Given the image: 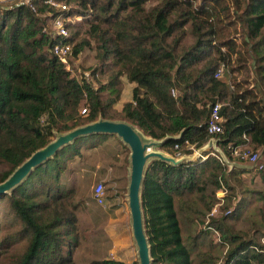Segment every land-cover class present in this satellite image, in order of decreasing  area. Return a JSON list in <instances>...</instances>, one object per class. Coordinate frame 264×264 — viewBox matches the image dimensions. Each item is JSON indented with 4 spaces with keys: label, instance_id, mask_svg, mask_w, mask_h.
I'll return each mask as SVG.
<instances>
[{
    "label": "trees",
    "instance_id": "trees-1",
    "mask_svg": "<svg viewBox=\"0 0 264 264\" xmlns=\"http://www.w3.org/2000/svg\"><path fill=\"white\" fill-rule=\"evenodd\" d=\"M56 1L68 5L65 16L79 18L78 24H66L71 56L95 50L92 75L105 80L95 87L72 76L52 53L58 38L45 25L57 9L43 1L34 2L35 10L17 2L0 5V182L56 133L100 116L111 120L123 77L135 86L122 119L147 138L164 139L163 152L190 156L193 149L185 144L198 149L213 137L225 156H232L233 147L249 146L264 158V0H231L229 24L238 21L239 44L220 38L226 0ZM221 65L218 79L214 74ZM238 73L249 87L231 82ZM216 102L222 105L223 131L209 135L206 121ZM107 136H85L64 146L0 195V264H76V190L63 184L61 175L81 147H95ZM234 177L226 161L214 156L177 165L149 162L141 203L151 264H264V192L249 191L261 201L254 211L240 196L228 212L236 198ZM223 186L225 214L209 222L220 233L217 242L202 224ZM242 217L251 220L248 232L234 229ZM86 264L128 263L90 259Z\"/></svg>",
    "mask_w": 264,
    "mask_h": 264
},
{
    "label": "rangeland",
    "instance_id": "rangeland-1",
    "mask_svg": "<svg viewBox=\"0 0 264 264\" xmlns=\"http://www.w3.org/2000/svg\"><path fill=\"white\" fill-rule=\"evenodd\" d=\"M2 3V5H8L12 2L4 1ZM150 5L149 3L147 6L149 7ZM223 5L222 7L224 8L228 5V10H225V12L223 10V12H221L223 21L220 23L222 25L220 38L237 39L236 43L239 44L241 42V36H239L241 32L240 25L238 21L229 24V22L233 21L232 17L234 16L232 2L231 0H226ZM226 12H228L227 15ZM75 20L77 21V19H73L71 22ZM48 23L49 21L46 22L45 26L50 30V23ZM97 63L95 50L85 48L77 57H72L70 55L64 65L72 76L78 79H86L93 86L97 87L98 82H103L105 80L104 77L92 75V70ZM243 76L242 73L234 74L232 78L235 80L232 79L231 82L240 81L243 87H249V83H245L242 80ZM122 82L123 96L128 95L129 84L127 79L123 77ZM119 99L110 108L109 113L112 117L111 120H123L122 107L127 101L123 103V101ZM84 106L87 107L83 102L80 110ZM54 138L55 136L52 139ZM83 141L86 140L83 139ZM249 148L253 150L252 147ZM80 151L81 153L79 155H74L67 161V168L61 175L62 183L69 187H74L76 190L74 203L76 205L75 212L78 220L79 244L74 253L75 262L76 264H86L90 259L118 260L112 248L113 239L110 238L108 231L110 227V230L112 228L113 230L116 229L117 235L119 234L122 236V234H124L121 229L116 227L117 222L115 226V221L111 218H120V221L122 220V222H124L125 228L130 231L127 207L129 149L117 136L108 135L106 138L100 139L95 147L90 149L81 147ZM213 151L218 153L221 159L226 161L228 169H233L236 173V177L234 178H236L237 181L234 178L231 180V184L237 188L236 198L233 200L232 207L230 208L233 209L236 201L240 199V196H244L249 201L248 208L254 211L252 206L254 204H260L261 201H259L258 196L250 194L249 191L256 190L264 192V158L260 156V150H256L259 159L255 163L242 161L235 154L232 156H225L220 148L216 150L217 152L215 150ZM259 166L263 167L259 168ZM259 170H262L263 174H261ZM99 183L103 184L105 203L107 205L110 204L111 210L107 208L108 206H105L106 204L100 205L92 198V190ZM223 190L219 189L216 191L215 195L217 202L212 210L206 214L204 224H202V228L210 229L209 231H211L214 241L217 242H221L220 233L214 231L212 227L209 226V222L211 219L220 218L222 214H225L223 212L224 201L222 199L227 192L225 186H223ZM115 212H117L118 215L115 214ZM250 218L254 219V216ZM250 221L251 220L242 217L240 220L233 222L234 229L240 232H248V229L252 227ZM127 238L130 239L127 245L131 247L132 254L130 264H138L131 231L130 234H127ZM260 242L264 244V237L260 238ZM225 251L226 247L222 254L218 256V262L222 260L221 257Z\"/></svg>",
    "mask_w": 264,
    "mask_h": 264
},
{
    "label": "water",
    "instance_id": "water-1",
    "mask_svg": "<svg viewBox=\"0 0 264 264\" xmlns=\"http://www.w3.org/2000/svg\"><path fill=\"white\" fill-rule=\"evenodd\" d=\"M94 134L117 136L129 149L127 207L130 231L138 264H151L152 257L144 228V215L141 203V187L147 165L153 159L177 165L183 161H193L197 158V155L175 158L159 149L164 139L154 140L147 138L127 121L103 119L100 116L93 122L75 127L64 133H56L54 139L34 151L4 181L0 182V195L10 193L35 167L51 158L64 146L81 137ZM212 143H214V139L211 138L208 146L210 147ZM199 151L204 152L205 148Z\"/></svg>",
    "mask_w": 264,
    "mask_h": 264
},
{
    "label": "built area",
    "instance_id": "built-area-1",
    "mask_svg": "<svg viewBox=\"0 0 264 264\" xmlns=\"http://www.w3.org/2000/svg\"><path fill=\"white\" fill-rule=\"evenodd\" d=\"M4 1L26 4L33 10L36 9L35 4H34L35 1H43V3L58 10V14L54 15L49 20L50 24L49 23L48 24L51 27V29L49 30L48 28H46V30L51 36L58 38V41L52 46V53L57 58H59L61 62L65 64L67 61V58L71 55V51H72V43L71 41H69L70 33H69V30L66 24L71 22L73 19H79L78 17L73 18L69 15L65 16L63 14V12L69 10L68 5H66L65 3L58 2L56 0H0V5H2L3 4L2 2ZM223 72H224V65H221L217 68L214 76L218 79L222 78ZM171 93L172 95H175L176 91L173 89L171 90ZM221 106L222 105L220 102H216L210 108L209 115L206 121V129L209 135H215L223 131V127H222L223 118L220 114ZM80 112L82 115H85L88 112L87 107L84 106L80 110ZM209 141L206 142L202 147L198 149L194 148V146L189 145V144H185V146L187 149H193V153L190 156L196 154L197 155L196 159L200 158L201 160H205L209 156H214L220 159L221 158L220 155L213 151V150L216 151L217 149H219L217 146V141L214 139L215 143H212L210 147L208 146ZM175 148H178V146L176 145ZM203 148H205V151L200 152L199 150ZM234 154L242 161H250V162L255 163L259 159V155L257 151L252 150L248 146L233 147L232 155ZM182 156H186V155H183L180 152H177L175 155V158H180ZM262 167L263 166H259V168H262ZM92 198L100 205L106 204L102 183L97 184L93 188ZM232 210L233 209L230 208L228 212H231Z\"/></svg>",
    "mask_w": 264,
    "mask_h": 264
},
{
    "label": "crops",
    "instance_id": "crops-1",
    "mask_svg": "<svg viewBox=\"0 0 264 264\" xmlns=\"http://www.w3.org/2000/svg\"><path fill=\"white\" fill-rule=\"evenodd\" d=\"M128 82V86H129V94L128 95H124L123 96V90H122V92H121V95H120V99L119 100H121V101H123V103L125 102V101H131V99H132V89H133V87L135 86V83L134 82H129V81H127ZM162 151V150H161ZM105 206H108L107 208L108 209H110L111 208V206H110V204L109 205H105ZM113 209V208H112ZM111 210V209H110ZM118 212V211H117ZM117 212H115V214H117L118 215V213ZM112 213H113V210H112ZM111 213V214H112ZM111 219H113L115 222H114V225L116 226V222H117V226L116 227H118V229H121L122 230V232L124 233V234H122V236H120L119 234L117 235V232H116V229L115 230H113V228L110 230V227H109V231H108V234H109V236H110V238H112L113 240V245H112V248H113V250L115 251V257H116V259H118V260H121V261H123V262H125V263H128V264H130V261H131V247L129 246V245H127L128 244V242H129V238H127V234H130V231H129V229L127 230L126 228H125V225H124V222H122V220L120 221V218H111ZM122 222V223H121ZM121 232V233H122ZM125 235V236H124ZM130 236V235H129ZM128 240V241H127ZM129 246V247H128Z\"/></svg>",
    "mask_w": 264,
    "mask_h": 264
}]
</instances>
